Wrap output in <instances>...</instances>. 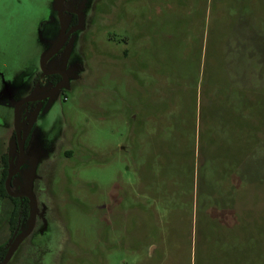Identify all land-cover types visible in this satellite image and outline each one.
I'll list each match as a JSON object with an SVG mask.
<instances>
[{
  "label": "rangeland",
  "instance_id": "374dc122",
  "mask_svg": "<svg viewBox=\"0 0 264 264\" xmlns=\"http://www.w3.org/2000/svg\"><path fill=\"white\" fill-rule=\"evenodd\" d=\"M51 1L0 0L11 168L9 104L57 38ZM85 1L67 43L80 68L38 114L17 178L33 180L46 242L9 264H264V0Z\"/></svg>",
  "mask_w": 264,
  "mask_h": 264
},
{
  "label": "flooded vegetation",
  "instance_id": "af4514ba",
  "mask_svg": "<svg viewBox=\"0 0 264 264\" xmlns=\"http://www.w3.org/2000/svg\"><path fill=\"white\" fill-rule=\"evenodd\" d=\"M84 1L85 0H80L78 4H77V0H64L63 1L62 14H63L65 26H66L65 31L66 33L70 32L69 35L66 37L65 41L63 42L59 50L49 60L46 61L45 63V71H47L46 73H44L41 70L40 58L45 52H47V50L42 51L38 55V59L35 61L37 65L36 63H34V67L32 68L31 74L26 77L27 83L29 84V86L27 84L28 88L26 90V93H24L17 99L11 100L9 104V114H11V117H12V124L9 123L8 121V126L11 128V132L14 138V144L17 150V155L15 158L14 167L11 168L9 164V162H13L10 157L11 155L9 154V152L4 151V145L1 144L0 142V264L7 257V253L10 247L12 246L13 241L21 233H24L29 226L28 225L29 224V201L25 196L22 195L25 191L27 181L29 178L31 179L30 180L31 181L30 191L34 196L35 203H36V209H37L35 213V221H34L33 227L31 228L29 234L17 245L14 251L10 254L5 264L10 263L11 259L17 253L18 249L20 248L21 244L25 241V239H28L29 237L32 236L33 238L36 237L34 239L36 242H46L43 240L45 238L44 234L46 236L48 232L46 228L42 227V229L38 228L36 232L34 231L36 230V226L39 223L40 219H43V216L41 218L40 213H39V202L35 195V192L32 189L33 180L31 176H27L25 179L24 185H21L20 182L17 180L18 174L20 173L21 167L23 165L22 164L20 167L17 168V162L20 159V154H21L20 149H19V143H22V153H23V156L25 157L26 155L25 153L28 149L27 148L28 142L31 141L32 136H33V131L36 128V119H37L38 114L40 113L42 108L49 107V105L47 104L51 105L53 98L56 96L55 95L53 98H48L46 97V95L48 96L49 93L55 87H57L59 83L63 81V77L60 74H57V73L49 74L48 72L60 69L62 65H64L65 68L63 69V73L66 74V77L68 78V81H69L71 77L73 76V72L75 71V69L78 70L80 68V65L78 62L69 61L70 52H69V48L67 49V43H68V40L71 38V36L76 32L74 29L76 28L78 24V16L75 12H81L82 14V11L85 8V4H83ZM74 2H76L75 5L77 6L75 9L73 8L74 10L70 13V17L67 20L66 15H65V9L67 8L72 9V7H75L73 5ZM51 4H52V1L50 0V3L47 5L48 11H50L51 9ZM55 5H56V0H55ZM48 22L50 23V21ZM44 24L45 22L43 21L41 22L40 25H44ZM57 31L59 35L60 25H59L58 19H57ZM58 35H57V38L54 44L49 50L55 47L57 43ZM66 52L68 55L65 58ZM51 60H53V62L54 60H56L55 64L53 66L51 65L47 66L48 62H50ZM69 86H70V83H67V85L64 87H69ZM59 92H61V90ZM24 100L25 102L21 103ZM16 103H19V105L17 107V126L15 127L14 118H15V104ZM5 119L8 120L9 118L0 119V126L1 125L4 126L3 121ZM24 122H26V128L23 130L22 127H23ZM25 161H26V158H25ZM34 167H35V161L31 166V170L32 171L34 170L35 172L36 169ZM16 168L18 170L14 172ZM38 170L41 171V178H42V182L40 183L41 184L40 189L44 193L43 186H44V181H45V170L42 167L39 168ZM8 177H9V180H8L7 188H6V181ZM9 194L16 195V196H11ZM25 221L27 222V225L25 228H23L22 224ZM49 247L50 246H47V245L46 246H42V245L32 246L33 250L31 251H34L35 253L38 254V257H36L37 259H35L34 262L41 261L42 263H45L42 261V258L44 256L49 257V255L53 252L52 248L51 247L49 248Z\"/></svg>",
  "mask_w": 264,
  "mask_h": 264
},
{
  "label": "water",
  "instance_id": "95a60500",
  "mask_svg": "<svg viewBox=\"0 0 264 264\" xmlns=\"http://www.w3.org/2000/svg\"><path fill=\"white\" fill-rule=\"evenodd\" d=\"M64 0H56V5H55V11H56V16H57V19H58V22H59V25H60V32H59V35H58V39H57V43L55 45V47L47 52H45L42 57L40 58V66H41V70L46 73L47 71H45V63L47 60H49L58 50L59 48L61 47V45L63 44V42L65 41L66 37L69 35L70 32L66 33L65 31V22H64V18H63V14H62V3H63ZM78 16V24L76 26V28L74 29L75 31H78L82 28L83 26V14H81V12H75ZM67 52H66V55H65V58L67 56ZM65 64V62H64ZM64 65H62V67L60 69H57V70H53V71H50L48 72L49 74L51 73H57V74H60L62 77H63V81L61 83H59L57 85V87H55L50 93L49 95L46 97L48 98H53L55 95H57V93L62 90L63 88H66L64 86L67 85V83H69L68 81V78L66 77V74L63 73V69H64ZM72 78V77H71ZM25 102L22 101L21 103ZM19 103H16L15 104V127L17 126V107H18ZM19 149H20V159L18 160L17 162V168L20 167L22 164H24L25 162V157L23 156V153H22V143H19ZM15 169V171H17L18 169ZM12 172V173H14ZM11 174V173H10ZM10 177V175H9ZM9 177L6 181V188H7V183H8V180H9ZM31 179L29 178L28 181H27V185H26V188H25V191L24 193L22 194L23 196H25L28 201H29V226L27 228V230L24 232V233H21L14 241H13V244L12 246L10 247L8 253H7V257L4 259V261L1 263V264H5L10 256V254L14 251V249L17 247V245L29 234L31 228L33 227V224H34V221H35V213H36V203H35V199H34V196L33 194L31 193L30 191V181ZM11 196H16V195H12V194H9Z\"/></svg>",
  "mask_w": 264,
  "mask_h": 264
},
{
  "label": "crops",
  "instance_id": "0c3cea01",
  "mask_svg": "<svg viewBox=\"0 0 264 264\" xmlns=\"http://www.w3.org/2000/svg\"><path fill=\"white\" fill-rule=\"evenodd\" d=\"M239 216L240 217H247L249 220L251 219L250 214L245 213V211H243Z\"/></svg>",
  "mask_w": 264,
  "mask_h": 264
}]
</instances>
